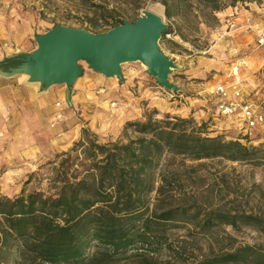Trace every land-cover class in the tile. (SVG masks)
<instances>
[{"label":"trees","instance_id":"obj_1","mask_svg":"<svg viewBox=\"0 0 264 264\" xmlns=\"http://www.w3.org/2000/svg\"><path fill=\"white\" fill-rule=\"evenodd\" d=\"M152 1L168 20L209 27L216 14L259 0ZM102 20L90 24L93 34L123 24ZM170 33L167 26L161 40ZM21 59L5 57L0 72L19 67ZM188 118L146 109L105 143L83 129L48 162L46 190L0 196V264H264L262 245H238L223 229L219 234L223 227L251 228L264 236V211L220 203L201 184L203 165H186L218 160L264 167V148L210 136ZM178 230L187 236L180 239ZM196 237L209 241L207 252L194 253Z\"/></svg>","mask_w":264,"mask_h":264},{"label":"rangeland","instance_id":"obj_2","mask_svg":"<svg viewBox=\"0 0 264 264\" xmlns=\"http://www.w3.org/2000/svg\"><path fill=\"white\" fill-rule=\"evenodd\" d=\"M235 6L237 12L235 23L238 29L229 32L224 24V17L231 13L229 9L234 8L226 9L228 13L225 16L216 14L217 22L209 27L196 22L192 27H187L178 19L168 20L165 17L164 7L152 0H0V58L14 55L18 51L33 52L37 48L35 37L45 34L55 26L95 33L96 30L91 28L90 24H100L103 18L108 19L109 16L113 17L112 23L120 21L132 23L145 13L156 14L171 31L163 40L160 39L158 47L178 67L170 76V81L175 83L182 93L178 95L165 89L163 91L171 95L170 100L180 101L186 97L206 100L212 111L210 121L206 124H202L201 121L197 124L194 121L196 127L201 125L203 131L209 135L212 133L209 130V123L216 122L221 125V134L227 135L225 140L239 139L231 123L213 117L216 98L212 92L230 64L241 61L246 67L242 70L249 83L248 91L264 84V49H256L251 33L244 29L247 18L251 19V25L264 26V0L238 3ZM108 29L105 27L98 31ZM24 48L31 51L25 52ZM79 64L81 67H88L85 62ZM122 67L128 74L126 79H132L128 81L131 85L129 90L134 97L141 96L139 88L143 86V80L147 84L155 83L154 78L147 74L146 67L141 63H129ZM0 77V79H8ZM106 80L114 81L108 78ZM137 82H141V86ZM117 94V98L112 99L113 101L108 103L106 108L87 110V114L91 116L90 120L81 112L76 114L80 125L85 126L87 121L92 122L91 130L84 127L81 131L83 129L90 131L102 143L121 137L124 126L122 112L130 107L126 105L127 99L122 94ZM178 96L180 97L177 98ZM113 102L116 105L111 108ZM160 109L163 111L162 108ZM17 111L20 112L22 109L18 108ZM62 112L57 111L58 114ZM239 141L249 147L264 148V132L258 133L251 140L239 139ZM19 142L0 134V196L12 197L21 192L28 194L34 190H46L51 175L48 162L53 161L56 154H60L52 151L38 152L34 147L28 148L27 151L30 153L27 151L23 153L19 148L21 146ZM27 161L33 162L34 167L31 163H26ZM199 164L203 165L199 172L202 177L201 184L211 187L220 203H228V207L232 205L245 212L264 211L263 166L218 160L186 163L187 166ZM174 165L180 167V161H176ZM225 185L228 189L224 188ZM222 229L236 238L238 245L264 247V236L251 228H241L235 232L231 228L223 227L219 231L220 235ZM174 233L180 239L187 236L185 230ZM196 240L199 248H194V253L207 252L209 241L201 237H196ZM12 258H17L16 252L13 253ZM7 264L14 263L9 259Z\"/></svg>","mask_w":264,"mask_h":264},{"label":"crops","instance_id":"obj_3","mask_svg":"<svg viewBox=\"0 0 264 264\" xmlns=\"http://www.w3.org/2000/svg\"><path fill=\"white\" fill-rule=\"evenodd\" d=\"M227 13L228 10H225L218 16H225ZM23 51L31 50L24 48ZM9 56L11 55L6 57ZM2 59L4 57H1L0 61ZM81 70L80 78L71 88L66 85H54L43 90L40 84L29 82L28 77L23 75L0 79V134L10 140L20 141L19 148L23 153L31 147L42 153L66 152L79 138L82 128L92 129L91 121H87L85 126L80 125L76 114L81 112L90 120L91 116L87 114V110L106 108L105 106L112 102V99L117 98V93L127 99L126 105L130 107L122 112L124 123L129 119L140 118L146 109H155L160 115L192 117L197 122L201 121L205 124L210 121L212 111L204 99L186 97L180 101L170 100L171 95L165 93L166 91H163L164 89L156 81L154 85L147 84L144 80L143 86L141 82H137L142 87V89L139 88L141 96L134 97L129 90L131 85L128 80L132 79H126L128 74L123 67V81L117 79L107 81V78L91 71L88 67H81ZM173 84L179 89L176 93L178 95L182 93L181 89L175 83ZM56 104L60 106L56 107ZM18 108L22 111H17ZM57 111L63 112L58 114ZM54 115H61V119L56 120ZM209 125V130L212 132L210 136L221 134V125L216 122H211ZM33 141L35 143H32ZM27 152L30 153V151ZM26 163H31L34 167L33 162Z\"/></svg>","mask_w":264,"mask_h":264},{"label":"water","instance_id":"obj_4","mask_svg":"<svg viewBox=\"0 0 264 264\" xmlns=\"http://www.w3.org/2000/svg\"><path fill=\"white\" fill-rule=\"evenodd\" d=\"M167 25L153 13H145L134 22L123 24L105 33L93 34L83 29L55 26L35 37L37 48L31 53L17 52L22 64L4 78L27 76L29 82L43 90L54 85L74 86L82 74L80 62L108 79L123 81L122 66L141 63L147 74L167 91L178 92L170 76L178 68L158 47Z\"/></svg>","mask_w":264,"mask_h":264},{"label":"built area","instance_id":"obj_5","mask_svg":"<svg viewBox=\"0 0 264 264\" xmlns=\"http://www.w3.org/2000/svg\"><path fill=\"white\" fill-rule=\"evenodd\" d=\"M230 11L224 17V24L229 32H234L238 29L235 23L236 8ZM250 23L251 19L247 18L244 29L251 33L256 49H264V26L258 27ZM244 67L242 62L230 64L213 88L212 94L216 98L213 117L231 123L239 139L247 141L264 132V84L248 91L249 83L242 70ZM115 105L112 103L110 106L114 108ZM59 106L56 104V107ZM55 119L60 120L61 115H56Z\"/></svg>","mask_w":264,"mask_h":264}]
</instances>
